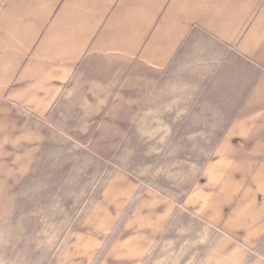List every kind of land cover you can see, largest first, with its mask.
Wrapping results in <instances>:
<instances>
[{"label": "crops", "instance_id": "obj_1", "mask_svg": "<svg viewBox=\"0 0 264 264\" xmlns=\"http://www.w3.org/2000/svg\"><path fill=\"white\" fill-rule=\"evenodd\" d=\"M126 143L198 144L199 176L175 200ZM80 153L124 160L77 230L92 248L126 215L123 255L175 223L174 264H264V0H0V228Z\"/></svg>", "mask_w": 264, "mask_h": 264}, {"label": "rangeland", "instance_id": "obj_2", "mask_svg": "<svg viewBox=\"0 0 264 264\" xmlns=\"http://www.w3.org/2000/svg\"><path fill=\"white\" fill-rule=\"evenodd\" d=\"M124 146L129 171L175 200H181L199 176L202 159L193 158L198 155V144ZM138 146L142 147L139 159ZM206 147L209 151L212 144ZM62 161L58 166L53 159H47L40 165L41 173L32 175L31 184L19 193L13 212L0 228V264H174L170 249L177 234L175 223L160 234L150 254L140 260L134 252L123 255L126 252L118 248L123 241L118 236L124 233L126 215L103 247L92 248L91 240L77 230H85L82 225L88 216L87 205L100 196L114 161L124 160L109 162L80 153L76 159Z\"/></svg>", "mask_w": 264, "mask_h": 264}]
</instances>
